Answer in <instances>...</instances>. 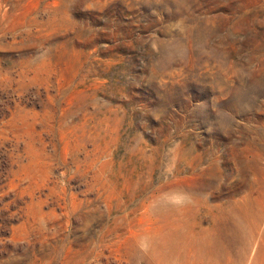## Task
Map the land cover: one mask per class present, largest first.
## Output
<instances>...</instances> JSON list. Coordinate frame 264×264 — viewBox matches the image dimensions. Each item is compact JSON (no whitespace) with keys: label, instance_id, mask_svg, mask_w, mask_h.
Here are the masks:
<instances>
[{"label":"rangeland","instance_id":"1","mask_svg":"<svg viewBox=\"0 0 264 264\" xmlns=\"http://www.w3.org/2000/svg\"><path fill=\"white\" fill-rule=\"evenodd\" d=\"M262 249L264 0H0V264Z\"/></svg>","mask_w":264,"mask_h":264},{"label":"clouds","instance_id":"2","mask_svg":"<svg viewBox=\"0 0 264 264\" xmlns=\"http://www.w3.org/2000/svg\"><path fill=\"white\" fill-rule=\"evenodd\" d=\"M182 24V21H178L176 23L177 26H180ZM51 53V48L49 47H41L37 50V52L33 55L32 62L33 63H39L45 61ZM173 203L177 206H185L188 204L194 203V199L192 194L190 193H183L182 195L178 197L173 198Z\"/></svg>","mask_w":264,"mask_h":264},{"label":"bare ground","instance_id":"3","mask_svg":"<svg viewBox=\"0 0 264 264\" xmlns=\"http://www.w3.org/2000/svg\"><path fill=\"white\" fill-rule=\"evenodd\" d=\"M264 249L260 250L258 255L253 259L252 264H261L263 261Z\"/></svg>","mask_w":264,"mask_h":264}]
</instances>
